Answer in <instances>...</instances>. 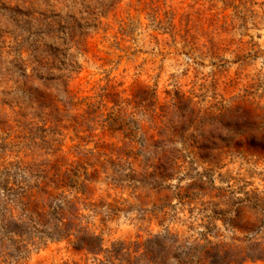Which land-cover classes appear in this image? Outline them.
Wrapping results in <instances>:
<instances>
[{
  "label": "rangeland",
  "instance_id": "rangeland-1",
  "mask_svg": "<svg viewBox=\"0 0 264 264\" xmlns=\"http://www.w3.org/2000/svg\"><path fill=\"white\" fill-rule=\"evenodd\" d=\"M13 164L30 210L70 195L104 251L0 241V264H141L167 231L195 264H264V0H0L1 208Z\"/></svg>",
  "mask_w": 264,
  "mask_h": 264
},
{
  "label": "trees",
  "instance_id": "trees-1",
  "mask_svg": "<svg viewBox=\"0 0 264 264\" xmlns=\"http://www.w3.org/2000/svg\"><path fill=\"white\" fill-rule=\"evenodd\" d=\"M17 169V171H13ZM27 172L28 168L13 164L5 167L2 178V208L0 207V241H2V251L7 247H14L18 252L28 251L32 244L35 248H40L48 241H61L74 238V245L78 250L86 251L97 255L103 252V240L100 236L92 232L83 221H77L82 216V209L76 208L77 201L70 195L62 192L56 194L50 190H44L49 199L41 210H30L29 202L34 194L31 191L37 186H29L24 182V175L20 172ZM80 171H72L68 174L60 188H67L79 193L83 186ZM48 188V184L45 185ZM178 196L180 194H177ZM188 196H180L181 199ZM73 211V212H72ZM72 213L73 217L68 218L67 213ZM208 244L210 240H206ZM135 251L143 252L137 257L141 264H166L168 260L175 259L178 264H195L202 259L201 250H198L199 243L191 242L182 238L179 234L155 235L146 243H137ZM206 246V245H205ZM224 245L216 246V254L210 255L213 259H218L213 264H219L224 259L220 253ZM209 256V252H205ZM128 264H133L131 256L124 257ZM220 261V262H217Z\"/></svg>",
  "mask_w": 264,
  "mask_h": 264
}]
</instances>
